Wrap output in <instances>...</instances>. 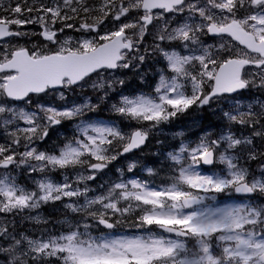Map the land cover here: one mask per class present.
<instances>
[{
	"label": "snow or ice",
	"instance_id": "1",
	"mask_svg": "<svg viewBox=\"0 0 264 264\" xmlns=\"http://www.w3.org/2000/svg\"><path fill=\"white\" fill-rule=\"evenodd\" d=\"M157 54L153 91L133 89L124 70L143 84ZM253 90L264 96V0H0V264H264V102L242 104ZM205 108L224 121L215 139L141 165L155 130ZM57 203L63 219L40 215ZM122 224L141 234L113 235Z\"/></svg>",
	"mask_w": 264,
	"mask_h": 264
},
{
	"label": "rangeland",
	"instance_id": "2",
	"mask_svg": "<svg viewBox=\"0 0 264 264\" xmlns=\"http://www.w3.org/2000/svg\"><path fill=\"white\" fill-rule=\"evenodd\" d=\"M5 2H6V0H5ZM26 27L28 29L34 30V31H38L39 30V25L38 24L37 25H28ZM69 34H72V33L69 32ZM151 40H152V37L149 36L148 37V40H147V43L150 44L151 43ZM158 57H159V54H157V56H154L155 59H154V62H153V65H152V68L151 69H146L144 67L145 65L141 66V72L145 76V79H144V83L143 84H141L140 79H139V76L134 75V70H124V72L126 73V78L129 79L130 85H131V87L133 89H136L137 86L135 84H132V82L137 81V84L139 83L140 86H141V87H139L140 90L144 91L145 93H150V92L153 91V89L155 87V84L159 80V76L157 75V72H158V70L161 67H163L164 65H166V61H164L162 57H159L160 63H156V60H157ZM117 87H119V85ZM89 94L94 96V94H92V93H89ZM68 95L70 97L72 96L71 93H69ZM243 95L245 97H249V96L251 97V99H245V100L242 101V104L245 107V109H246V106L249 103L258 104V103L264 102V96H261V94H259V93H254V90H253V92L245 91L243 93ZM45 99H48V98H45ZM57 103H59V102L57 101ZM216 107H217L216 105H213V108H216ZM225 110H227V109H225ZM198 111L199 110L193 109L188 114L189 115V119L184 124H176L175 122L178 119L177 120H174L171 124H162L159 127V129L155 130L151 134V136H150V142L148 144L149 145L148 146L149 147V149H148L149 150V153L147 155H145V156L146 157H151L152 159H154L155 158V153H157L158 151L171 150L173 147H175V148L178 149V146L180 144L181 139L185 140V142H189V141L195 142V141H198V139L200 138V136H202V135H204L206 133L210 135V138L211 139H215L221 131L225 130V128H224V121H222L220 119L219 114H216V115H213L212 117L215 119V122H218V121L220 122L221 121V124H222L221 126L218 127L219 130H218L217 133L214 130H210V131H207V132H205L203 134H199L198 133L197 135H194V136H188L187 135V132L184 131L185 129H189L188 130L189 135L198 132V129L200 127V125L198 123V121H199L200 118H198L196 120L197 112ZM207 113L213 114L210 109H207ZM101 115L107 116L108 114L106 112H102ZM183 117L184 116L180 117L179 119H183ZM238 127L239 126H237L236 128H233V131L236 133V135L239 136V135L242 134L244 136H247V135L250 134L248 129H239V130H237ZM179 132H183V134H184L183 137L176 135ZM53 137H55V134L52 136V138ZM161 137L166 138L167 141L164 142V140ZM159 139H161V140H159ZM48 141L50 142L51 140L49 139ZM159 142H162V143H159ZM42 147L51 148V146L48 143H46L45 145H42ZM241 163H243V161H241ZM216 166L219 167V169H220L219 172H221L223 170V168H224V165L220 164L219 162L216 163ZM125 169H126V162H125ZM139 172H140V169H139ZM49 175L54 180V182H57V183L62 182V179L63 178H62V176L60 175L59 172L50 173ZM101 178L105 182L106 179H111L112 176H110V173H108L106 177H101ZM26 183L27 184L24 185V186H27L29 188L32 187V180L31 179L28 178ZM93 189H97V187H94ZM57 204L59 205L60 208H63L62 205H60L59 203H57ZM51 205L52 204H49V205H46V206L49 207V208H51L50 207ZM39 211H40V215L43 216L42 215V208ZM17 218H21V217H17ZM8 219H9V217H8ZM22 220H24V219H22Z\"/></svg>",
	"mask_w": 264,
	"mask_h": 264
},
{
	"label": "bare ground",
	"instance_id": "3",
	"mask_svg": "<svg viewBox=\"0 0 264 264\" xmlns=\"http://www.w3.org/2000/svg\"><path fill=\"white\" fill-rule=\"evenodd\" d=\"M154 57H151L148 61H147V63L145 64V68L146 69H151L152 68V65H153V62H154ZM132 84H135L136 86H139V87H141L140 86V84L138 83L137 84V81H135V82H132ZM215 122V120L214 119H212V118H208L207 119V123L209 124V125H211V124H213ZM163 140H164V142H166L167 141V139L166 138H164V137H161ZM159 140H161V139H159ZM257 146L258 147H262L261 145H260V142H259V140L257 141ZM250 163V167L252 168V169H257L258 168V161H251V162H249ZM64 218V211L62 210H54L52 213H49V219H51L52 221H57V220H59V219H63ZM10 219H12V218H10ZM10 219H8L9 221H11ZM16 221H17V224H16V228H17V230L18 231H25V230H31L32 228H30V227H28V226H25L24 225V223L22 222V221H25V220H22L21 218H19V219H16Z\"/></svg>",
	"mask_w": 264,
	"mask_h": 264
},
{
	"label": "trees",
	"instance_id": "4",
	"mask_svg": "<svg viewBox=\"0 0 264 264\" xmlns=\"http://www.w3.org/2000/svg\"><path fill=\"white\" fill-rule=\"evenodd\" d=\"M50 140H51L50 142L47 141V143H48L50 146H52L53 143L57 142V140H56V136L53 137V138L50 139ZM150 167L157 168V164H155V163H151V164H150ZM160 167H161V166H159L158 168H160ZM165 173H166V170H165V172H161L160 175H161V176H162V175H165ZM165 176H166V175H165ZM26 178H27V175H25V174H18V182H19V184H21V185H26V184H27V183H26V182H27V181H26ZM50 207H51V208L47 207L46 205L42 207V215H43V217H45V218H47V219H49V213H52L54 210H61V211H62L61 208L56 207L55 205H51ZM10 218H12V217H10ZM16 219H19V218H16ZM10 220H12V219H10ZM22 222L24 223L25 226H28V227L32 228V225H31V224L27 223L26 221H22ZM48 228H49V229H52V228H53V225H52V224H49V225H48ZM54 230L59 231V225H57L56 228H55Z\"/></svg>",
	"mask_w": 264,
	"mask_h": 264
}]
</instances>
